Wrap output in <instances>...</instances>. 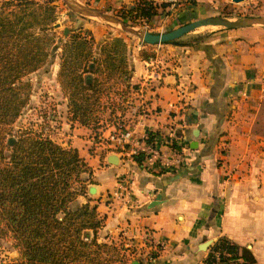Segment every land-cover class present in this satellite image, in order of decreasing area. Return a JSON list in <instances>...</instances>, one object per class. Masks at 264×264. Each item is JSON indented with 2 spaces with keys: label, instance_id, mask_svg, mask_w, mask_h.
Listing matches in <instances>:
<instances>
[{
  "label": "crops",
  "instance_id": "1",
  "mask_svg": "<svg viewBox=\"0 0 264 264\" xmlns=\"http://www.w3.org/2000/svg\"><path fill=\"white\" fill-rule=\"evenodd\" d=\"M97 1L111 10L131 2ZM194 1L175 0V8L173 3L159 9L150 29L165 21L175 28L215 16L212 8H201L206 0ZM202 27L206 30L194 29L179 42L163 44L168 47L160 72L145 70L147 62L132 56L131 83L139 90L123 117L132 134L125 149L111 148L106 137L114 127L108 124L97 130L99 142L78 123L69 122L62 139L52 136L76 147L91 168L81 175L85 193L70 207L95 204L105 216L99 240L121 241L143 264H206L209 247L221 235L249 252L248 264H264V25ZM149 132L164 149L166 140L177 141L184 163L164 169L140 151L137 161L133 150L146 144ZM82 144L88 146L85 152ZM110 154L117 156L116 163L108 162ZM122 177L131 189V207L110 196ZM151 242L164 246L149 260Z\"/></svg>",
  "mask_w": 264,
  "mask_h": 264
},
{
  "label": "trees",
  "instance_id": "2",
  "mask_svg": "<svg viewBox=\"0 0 264 264\" xmlns=\"http://www.w3.org/2000/svg\"><path fill=\"white\" fill-rule=\"evenodd\" d=\"M173 3L175 8L177 2L131 0L114 14L150 28L159 9ZM53 23L55 6L49 0H0V234L18 253L3 264H127L134 252L124 243L99 240L105 216L96 205L87 201L70 207L85 193L82 173L91 171L77 148L57 142L40 125L14 130L31 94V83L24 78L47 63L60 40L54 38ZM68 29L69 35L61 39L57 74L67 98L68 121L94 132L107 124L127 129L123 117L133 107L128 99L139 84L131 83L125 39L116 35L96 45L82 20ZM148 49L140 52V60L154 57ZM171 146L181 149L174 140ZM156 256L149 253V260ZM248 261L249 252L225 235L209 247L205 258L206 264Z\"/></svg>",
  "mask_w": 264,
  "mask_h": 264
},
{
  "label": "rangeland",
  "instance_id": "3",
  "mask_svg": "<svg viewBox=\"0 0 264 264\" xmlns=\"http://www.w3.org/2000/svg\"><path fill=\"white\" fill-rule=\"evenodd\" d=\"M49 1L51 5L55 6L56 22L60 23V26L56 28L54 27L55 23H53L52 31L55 33L54 38L56 39L59 37L60 40L57 39L56 43L52 46L51 54L47 60V63L43 67L39 68L35 72L28 74L24 78V80H27L31 83V92H30L31 94L28 103L23 108L20 116L15 122L14 130H18L26 126L38 128L40 125L45 132L49 133L50 135H52L53 137L59 140L62 139L63 137L62 132L63 133L65 132L64 133L65 135L66 132L70 129L69 127H67L70 126V123L67 119L68 116L67 98L62 93V90L57 81L58 80L57 74L59 70L60 54H61V43L63 39L67 37V35H69L70 33L68 32L67 35H64L63 34L64 27L70 28V26H72L74 21L82 20L84 27H87L92 31L96 41V45L99 44L102 39H107V38L110 39V37L112 36L117 35L123 37L128 45L129 62L130 60H132V56L135 57L138 56L139 58L140 52L142 50H145L146 48H149L148 51L154 53V57L149 60H142L144 62L145 61L147 62L143 65L145 67L144 69L145 70L147 69V71L156 69L160 72L161 70H164L163 69L164 58H166V51L168 45H163L165 43H157V44H148V46L144 47L142 46V44H146V43L141 44L135 35L123 31L118 25L106 24L107 26H109L107 27L104 25L105 23L99 21L100 19L98 20L93 17L81 15V13H78L73 7L68 5L64 0H49ZM76 1L84 5H88L93 8L102 10L108 14L115 15L114 10L103 8V6H101V4L97 0H76ZM204 2L205 1H203V3ZM195 3H193V5H195ZM201 8H208V9L212 8V10L216 12V14H214L215 16H222L232 20L244 16H264V0H242L238 2H235L233 0H206V5L202 4ZM161 19L159 18L158 21L163 22V19L162 20ZM128 23L132 24V22L129 21ZM132 25L137 26V28L139 29L141 28L148 29L149 31L152 32H165L170 29H173L170 28L172 27L171 22L169 23L167 21L161 24L162 26L160 28L153 30L147 28V26H141L134 23ZM195 30H206V27L205 28L200 27ZM179 40L180 39H175L174 42H179ZM158 44H162V45L158 47ZM150 62H153V64L150 65L149 64ZM134 99L135 98L133 92L128 99L129 103L133 104ZM128 112L126 111L125 114ZM65 123L69 125H66ZM62 127H64L63 129L64 131L62 130ZM95 132L91 130V133H88L90 137L94 136L93 138L94 140L92 141L94 142L102 141V136H100L101 133H99V131H95ZM82 147H80V149H82V151L85 152L88 146L86 147L85 144H82ZM93 150L94 148L91 149V151ZM116 242L121 243V241H116ZM17 255H18L17 251L12 246V241L9 240V238L4 237L2 234H0V264H3L8 260L17 257Z\"/></svg>",
  "mask_w": 264,
  "mask_h": 264
},
{
  "label": "water",
  "instance_id": "4",
  "mask_svg": "<svg viewBox=\"0 0 264 264\" xmlns=\"http://www.w3.org/2000/svg\"><path fill=\"white\" fill-rule=\"evenodd\" d=\"M68 5L73 7L78 13L81 15H86L88 17H93L95 19H100L99 21L107 24V25H118L123 31L128 32L130 34L135 35L139 42L146 44H157V43H165L171 40H175L187 32H190L198 27L202 26H215V27H223V28H233L238 26H245L251 24H263L264 25V16H244L238 19H228L222 16H208L203 18H197L186 22L178 27L170 29L165 32H152L145 28H137V26H133L129 24L128 21L121 19L115 15L108 14L102 10L93 8L88 5H84L82 3L77 2L76 0H64ZM235 2L242 0H233ZM60 23L56 22L54 27H59ZM69 29L67 27L63 28V34L67 35ZM117 156L115 154H110L107 157L108 162L116 163ZM209 243H207L208 245ZM129 264H143L139 259H132Z\"/></svg>",
  "mask_w": 264,
  "mask_h": 264
},
{
  "label": "built area",
  "instance_id": "5",
  "mask_svg": "<svg viewBox=\"0 0 264 264\" xmlns=\"http://www.w3.org/2000/svg\"><path fill=\"white\" fill-rule=\"evenodd\" d=\"M164 1L174 2L175 0H164ZM106 139L108 143L111 145V148L113 150H118V149L123 150L132 141V134L128 128L121 130V129H117L114 127V129L110 131ZM146 139L148 141L146 142L145 145H143V147L141 148L136 147L133 150L134 155H139V151H140L144 153L143 159L153 160V162L158 163L160 167H163L164 169L179 167L184 163L185 161L184 154L182 153V151L176 150L175 148H173L171 146L170 140H166V142L163 143V144H166V147H167V149H164L162 147V141H160L157 136L151 138L150 135L148 134V136H146ZM224 146H225V143H222L221 147L223 148ZM225 154L226 153L223 150L220 152V156L222 159L221 165L223 164ZM223 165L225 166V164ZM225 171L227 172L226 168H225ZM110 196L113 198H122V201H123L122 203L125 206L131 207L133 205L132 194H131L129 183L123 177L118 180L117 189L114 190L110 194ZM143 233L147 237L148 231L144 230ZM163 246H164L163 243L151 242L149 243V246H148L149 252L158 253L163 248ZM233 264H237V263H233Z\"/></svg>",
  "mask_w": 264,
  "mask_h": 264
}]
</instances>
